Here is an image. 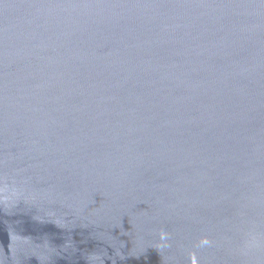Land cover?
Instances as JSON below:
<instances>
[{"label":"water","instance_id":"water-1","mask_svg":"<svg viewBox=\"0 0 264 264\" xmlns=\"http://www.w3.org/2000/svg\"><path fill=\"white\" fill-rule=\"evenodd\" d=\"M0 264H264V0H0Z\"/></svg>","mask_w":264,"mask_h":264}]
</instances>
